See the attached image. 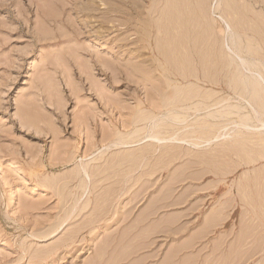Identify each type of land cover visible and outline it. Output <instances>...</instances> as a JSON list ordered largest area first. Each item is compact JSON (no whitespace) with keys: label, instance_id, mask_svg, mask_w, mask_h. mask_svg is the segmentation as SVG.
Returning a JSON list of instances; mask_svg holds the SVG:
<instances>
[{"label":"rangeland","instance_id":"obj_1","mask_svg":"<svg viewBox=\"0 0 264 264\" xmlns=\"http://www.w3.org/2000/svg\"><path fill=\"white\" fill-rule=\"evenodd\" d=\"M211 2L0 0V264H264V0Z\"/></svg>","mask_w":264,"mask_h":264},{"label":"bare ground","instance_id":"obj_2","mask_svg":"<svg viewBox=\"0 0 264 264\" xmlns=\"http://www.w3.org/2000/svg\"><path fill=\"white\" fill-rule=\"evenodd\" d=\"M212 2H211V5H210V8H211V10L214 12V13H216V12H219V11H221L222 12V10H221V7H222V9H223V6H221V5H223V3L221 2V0H211ZM225 2V1H224ZM227 4H229V2H227ZM228 6V5H227ZM229 7V6H228ZM227 11V10H226ZM219 13L218 15V17H219V20H220V22H221V26H222V28L225 30V32H229V31H233V29H234V27H233V25H232V23H231V21L227 18V17H225V16H227V15H225V13L223 12V14L225 15V16H223L222 15V13ZM235 26V25H234ZM225 34L224 35V45L226 44V42H227V44L226 45H228V48H230L231 50H233V47L229 44V42H228V34ZM223 41V40H222ZM232 42H233V40H232ZM240 42V43H239ZM238 42V46L239 47H242V42L241 41H239ZM231 43V42H230ZM234 44V42L232 43V45ZM227 47V46H226ZM238 47V50L239 51H237L236 53L238 54V56L239 57H241L240 56V54H241V52H242V48H239ZM247 47V46H246ZM248 48V47H247ZM246 52H249L248 50L246 51ZM248 63V66H244L245 67V70L247 71L246 72V76H248V72H250V71H252V70H255V71H257V75H258V77H256V81H257V84H258V87H260L261 88V86H263L264 87V73H263V71L261 70V69H259V68H254L253 69V65H249L250 63H251V61H248L247 62ZM260 65H262V64H260ZM244 69V68H243ZM244 71V70H243ZM242 71V72H243ZM253 72V71H252ZM245 76V75H244ZM243 80V79H242ZM245 80V79H244ZM256 83V82H255ZM242 84H244L243 82H242ZM257 86V85H256ZM260 91H261V89H260ZM262 92V91H261ZM197 95V94H196ZM198 95L200 96V94L198 93ZM197 95V96H198ZM198 109H200V108H198ZM262 125L264 126V121L262 122ZM137 132V131H136ZM198 134H197V138L198 139H192V141H193V143L195 144V145H199V144H201L202 142H206V141H213L214 139H217V138H219L220 137V134L218 135V134H216V133H214L213 134V136L212 137H199L200 136V132L198 131L197 132ZM157 135H158V133L156 132L155 134H154V137H157ZM169 136V138H177L174 134H169L168 135ZM133 137V136H132ZM158 138H162V137H158ZM180 139H184V140H186V141H188L189 140V137H185V138H182V137H180ZM211 215H210V217L212 216L213 218H214V216L213 215H215L214 214V212L213 213H210ZM217 215V214H216ZM215 215V216H216ZM209 217V216H208ZM207 217V218H208ZM209 217V218H210ZM216 218H218L217 216H216ZM212 218H210V221H212V222H215V221H213V220H215V218L213 219V220H211ZM209 220V219H208ZM217 220V219H216Z\"/></svg>","mask_w":264,"mask_h":264}]
</instances>
